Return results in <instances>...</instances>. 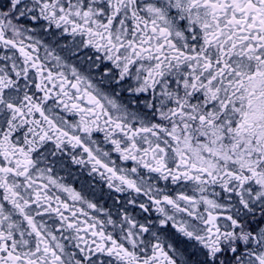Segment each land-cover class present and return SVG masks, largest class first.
I'll return each instance as SVG.
<instances>
[{
    "label": "snow or ice",
    "instance_id": "6c2138e0",
    "mask_svg": "<svg viewBox=\"0 0 264 264\" xmlns=\"http://www.w3.org/2000/svg\"><path fill=\"white\" fill-rule=\"evenodd\" d=\"M0 264H264V0H0Z\"/></svg>",
    "mask_w": 264,
    "mask_h": 264
}]
</instances>
